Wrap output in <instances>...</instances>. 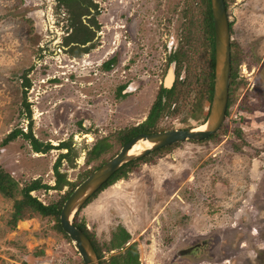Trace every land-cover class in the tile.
<instances>
[{"label":"rangeland","instance_id":"1","mask_svg":"<svg viewBox=\"0 0 264 264\" xmlns=\"http://www.w3.org/2000/svg\"><path fill=\"white\" fill-rule=\"evenodd\" d=\"M64 2L0 0V169L18 188L13 199L0 195V264H83L52 218L10 225L14 201L37 180L51 189L30 196L54 205L113 158L147 118L166 72L174 92L149 132L195 129L208 117L205 0ZM225 5L233 75L224 123L207 140L137 160L74 217L103 260L120 252L106 248L121 227L139 264H264V0ZM18 130L52 149L34 153L21 136L2 146ZM60 155L69 185L56 190Z\"/></svg>","mask_w":264,"mask_h":264},{"label":"water","instance_id":"2","mask_svg":"<svg viewBox=\"0 0 264 264\" xmlns=\"http://www.w3.org/2000/svg\"><path fill=\"white\" fill-rule=\"evenodd\" d=\"M213 26L214 70L212 99L203 130H178L155 134H140L123 145L120 151L82 181L63 203L59 225L73 244L83 264H99L88 238L74 225L73 219L86 201L93 196L123 165L137 161L159 149L186 141H204L216 134L225 119L230 82V32L224 0H209ZM172 80V79H171ZM166 82V79L165 81ZM168 86L169 85H165ZM139 142L150 147L138 154H129Z\"/></svg>","mask_w":264,"mask_h":264},{"label":"trees","instance_id":"3","mask_svg":"<svg viewBox=\"0 0 264 264\" xmlns=\"http://www.w3.org/2000/svg\"><path fill=\"white\" fill-rule=\"evenodd\" d=\"M59 3H65L66 0H57ZM225 2V0H224ZM226 7V5H225ZM204 32L208 36V39H210V45H211V59H210V70L211 73L214 70V43H213V26H212V19H211V11H210V3L209 0H205V14H204ZM233 75V69L231 67L230 72V78ZM212 80H213V73L211 75V83H210V91H212ZM23 87H27V81L24 79ZM163 95L167 94L168 92L165 90H161ZM161 101L160 98L156 101L155 105L153 106L148 119L144 125H142L138 131L139 134L146 133L149 134V129L152 126V121L159 115L161 111ZM18 136H21L24 140L28 141L30 143V146L34 153H45L48 150H51L52 148L50 146L42 147L41 144H39L30 133H23L20 130L14 131L9 133L6 138L2 141V146H5L9 142L14 141ZM133 137L135 134L132 135ZM131 136V137H132ZM132 137V138H133ZM130 139H126L124 141V145L129 142ZM63 147V146H62ZM99 147H96L98 149ZM95 156H100L104 153L103 149H100L99 151L94 150L93 151ZM63 155H60L57 160L55 161L53 165V175L55 178V185L53 189L61 190L63 187L69 185L62 174L59 173V164L60 159L63 158ZM139 161H143V159H140ZM139 161H132L125 165H123L113 176L110 177V179L95 193L91 198H89L84 206L85 208L93 199L97 197L99 193H101L103 190L111 186L115 181L125 178V176L130 172L126 171V168L139 162ZM77 186H70V189L63 195L60 201H58L54 205H43L39 201H37L35 198H32L30 196L31 192L38 191L40 189H51L48 186H45L41 184L39 181L35 180L31 182L29 185L25 186L19 191V194L21 195L20 200H15L13 204V212L11 214V219L9 224L14 226L18 221L26 220L31 218V215L37 214L41 217L45 218H52L55 222L56 229L59 233H61L65 238V234L61 231L60 225H59V214L61 207L63 203L66 201L68 196L72 193V191ZM17 184L13 181V179L7 175L3 170L0 169V195L4 198L13 199L16 192H17ZM81 209V210H82ZM80 210V211H81ZM78 211L77 214L80 212ZM76 214V215H77ZM75 215V216H76ZM73 225L82 232L90 241L93 250L96 254V257L99 261V264H139V258H138V252L135 244H130L126 246L129 243L130 236L129 234L121 227L117 228V230L112 234V238L109 243V247H107V252L119 250L120 252L118 254L110 256L107 260H103L102 256V250L99 248L92 235H90L85 227L82 224H77L75 221L73 222Z\"/></svg>","mask_w":264,"mask_h":264},{"label":"flooded vegetation","instance_id":"4","mask_svg":"<svg viewBox=\"0 0 264 264\" xmlns=\"http://www.w3.org/2000/svg\"><path fill=\"white\" fill-rule=\"evenodd\" d=\"M226 8V7H225ZM226 13H227V9H226ZM227 18H228V16H227ZM228 22H229V20H228ZM230 24H229V32H230ZM172 40H173V38H172ZM171 40V38L167 41V42H165V50H168V55H169V58L171 59V60H173L174 59V56H170L171 55V51H172V49H173V46H174V42ZM230 43H231V37H230ZM130 45V44H129ZM134 46V45H133ZM140 47H139V44H138V46L136 47V49H139ZM230 61L232 62V60H231V44H230ZM231 65H232V63H231ZM174 75H175V70H174ZM165 78H166V82H164L163 81V83H161V87L162 88H160V90H159V92H158V94H157V96H156V98H155V100H154V102H153V104H152V106H151V108H150V110H149V113H148V116H149V114H150V112H151V110H152V108H153V106L155 105V103H156V101L160 98V101H161V107H164V102H165V99L168 97V96H171L172 95V93L174 92V89H173V83L171 82V79H172V75H171V71L168 73V72H166V75H165ZM129 81V80H128ZM167 82H168V85H169V87L168 86H165V84L167 85ZM130 84V83H129ZM169 88V89H168ZM161 90H165V91H167L168 93L167 94H162V93H160L161 92ZM129 92H131V88H129L128 90H126V93H129ZM229 92H230V90L228 89V99H229ZM163 101V102H162ZM228 107H229V105H228V100H227V107H226V112H225V118H226V114H227V110H228ZM162 110V109H161ZM161 112V111H160ZM159 115H160V113H159ZM158 115V116H159ZM148 116H147V118L145 119V121L142 123V124H139L133 131H132V135L133 134H135V136L134 137H136L137 135H140L139 133H138V131H139V129H140V127L142 126V125H144L145 123H146V121H147V119H148ZM157 116V117H158ZM157 117L154 119V121L157 119ZM225 120V119H224ZM154 121H152V124L154 123ZM224 123V122H223ZM223 125V124H222ZM222 127V126H221ZM141 134H146V133H141ZM149 134H155V133H149ZM133 137V138H134ZM212 137V136H211ZM210 137V138H211ZM132 139V138H131ZM209 139V138H208ZM173 146V145H172ZM127 245H129V244H127ZM126 245V246H127Z\"/></svg>","mask_w":264,"mask_h":264},{"label":"bare ground","instance_id":"5","mask_svg":"<svg viewBox=\"0 0 264 264\" xmlns=\"http://www.w3.org/2000/svg\"><path fill=\"white\" fill-rule=\"evenodd\" d=\"M166 85V84H165ZM167 85H168V82H167ZM204 129V126L201 125L197 128H195L194 130H203ZM150 147V144L149 143H146V142H139L137 143L133 148L132 150L130 151L129 154H138L139 152H141L142 150L144 149H147ZM19 224L21 225H25L26 222H20Z\"/></svg>","mask_w":264,"mask_h":264}]
</instances>
